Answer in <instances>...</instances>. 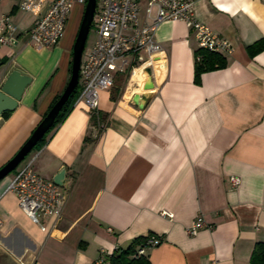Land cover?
Returning <instances> with one entry per match:
<instances>
[{
  "label": "crops",
  "instance_id": "1",
  "mask_svg": "<svg viewBox=\"0 0 264 264\" xmlns=\"http://www.w3.org/2000/svg\"><path fill=\"white\" fill-rule=\"evenodd\" d=\"M19 4L0 0V21L9 16L18 27L0 48V76L32 80L16 110L0 116V169L66 89L85 7L75 6L58 46L37 49L28 35L36 17ZM195 9L230 43L232 53L219 54L226 67L197 84L195 36L183 22L161 24L158 62L117 74L101 93L105 122L76 104L19 165L37 156L32 168L52 180L65 169L60 221L45 218L42 231L20 209L8 192L18 168L0 181V264H109L115 251L152 235L162 242L144 255L151 264H251L264 243V51L250 53L264 39V0H196ZM200 217L207 226L189 236Z\"/></svg>",
  "mask_w": 264,
  "mask_h": 264
},
{
  "label": "built area",
  "instance_id": "2",
  "mask_svg": "<svg viewBox=\"0 0 264 264\" xmlns=\"http://www.w3.org/2000/svg\"><path fill=\"white\" fill-rule=\"evenodd\" d=\"M86 3L87 0H20V9L36 17L28 32L30 42L37 49L58 46L75 6H85ZM195 7L196 0H97L96 40L83 54L80 70L82 91L75 105L81 103L91 116L97 115L101 93L114 86L117 74L130 72V77H133L140 67H152L158 62L164 49L156 40V33L165 22L185 23L202 50L231 54L230 43L215 35L198 19ZM17 32L18 27L11 18L3 17L0 21V48L10 45ZM196 59L199 61L200 57ZM33 161L16 170L8 192L18 199L24 214L46 231L43 220L53 217L57 223L62 219L68 194L62 191L63 186L34 171ZM230 183L236 189L241 179L233 176ZM160 215L170 220L174 218V214L168 211H161ZM206 226L200 217L186 229V233L194 236ZM161 242L157 236L147 237L138 248V255L144 256L147 250ZM103 261L104 257H101L95 264Z\"/></svg>",
  "mask_w": 264,
  "mask_h": 264
},
{
  "label": "water",
  "instance_id": "3",
  "mask_svg": "<svg viewBox=\"0 0 264 264\" xmlns=\"http://www.w3.org/2000/svg\"><path fill=\"white\" fill-rule=\"evenodd\" d=\"M97 10V0H87L80 29L73 48V58L71 66V76L66 89L60 96L56 104L41 121L39 126L32 133L31 137L16 155L0 169V181L15 171L19 165L32 153L37 144L43 139L47 132L54 125V121L63 106L70 100L76 92L80 83V70L87 39L93 24ZM31 78L23 75L19 71L11 72L7 77L0 76V116L7 112H13L18 107L24 91L31 83ZM135 96L134 102L140 105L144 100ZM65 179V169L54 177V183L63 186Z\"/></svg>",
  "mask_w": 264,
  "mask_h": 264
},
{
  "label": "trees",
  "instance_id": "4",
  "mask_svg": "<svg viewBox=\"0 0 264 264\" xmlns=\"http://www.w3.org/2000/svg\"><path fill=\"white\" fill-rule=\"evenodd\" d=\"M262 51H264V39L250 47V53L252 56H255L256 54ZM197 57H200L199 61L196 60V65H195V82L197 84L200 83V77L203 73L223 69L226 67L227 64L226 59L223 56L219 55L218 53H212L202 49L197 51L196 58ZM81 91H82V85L80 82L74 95L63 106L62 110L56 117L52 128L37 144L34 150H40L46 144L49 134L67 118V116L73 109ZM59 98L60 97H58L55 100L51 108L56 104ZM9 114H10L9 112L4 113L2 117L7 118ZM97 118H99L101 122H105L106 115H103L102 113H98ZM94 120H96V118L95 115L93 114L92 121ZM143 242L144 241H142V239H138L134 241L132 245L129 246L127 249H121L115 251L108 259L109 264H151L147 257L138 255L137 247ZM251 264H264V243H258L256 245L251 257Z\"/></svg>",
  "mask_w": 264,
  "mask_h": 264
},
{
  "label": "rangeland",
  "instance_id": "5",
  "mask_svg": "<svg viewBox=\"0 0 264 264\" xmlns=\"http://www.w3.org/2000/svg\"><path fill=\"white\" fill-rule=\"evenodd\" d=\"M84 11H85V7L83 8ZM72 15V14H71ZM71 18V16H70ZM96 23H97V18H96V15H95V18H94V21H93V24L91 26V30H90V33H89V36H88V39H87V43H86V47H85V51H84V54H86L89 49L93 46L95 40H96ZM75 45V43H74ZM34 152H32L25 160H27ZM15 171H13L11 174H13Z\"/></svg>",
  "mask_w": 264,
  "mask_h": 264
}]
</instances>
